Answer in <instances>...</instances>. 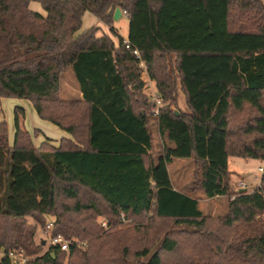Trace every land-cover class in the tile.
<instances>
[{"label":"trees","instance_id":"1","mask_svg":"<svg viewBox=\"0 0 264 264\" xmlns=\"http://www.w3.org/2000/svg\"><path fill=\"white\" fill-rule=\"evenodd\" d=\"M117 8L128 13L130 48L112 26ZM87 11L118 44L96 26L78 33ZM141 60L158 107L144 91ZM68 68L82 98L61 96ZM0 97L30 100L72 136L36 147L16 108L10 144L0 120V250L23 248L27 264H165L179 249L175 230L155 248L103 250L97 260L82 246L107 237L99 216L114 228L152 213L197 240L184 264H264V169L253 191L238 188L229 169L230 156L264 160V0H0ZM186 158L196 165L188 191L228 198L216 222L173 184L168 166ZM47 216L53 234L76 238L69 250L36 245Z\"/></svg>","mask_w":264,"mask_h":264},{"label":"rangeland","instance_id":"2","mask_svg":"<svg viewBox=\"0 0 264 264\" xmlns=\"http://www.w3.org/2000/svg\"><path fill=\"white\" fill-rule=\"evenodd\" d=\"M30 7L36 11L45 14L44 9L38 2H32L30 4ZM115 22L112 25L114 27L113 29L115 30V32L125 36L129 28L128 17L123 15L120 19L115 20ZM92 26L98 27L99 34L105 35L106 32H109L110 36L114 37L118 43V36L114 35L111 30V26L99 20L90 11H87L83 16L82 27L78 31V33H81L85 29L90 28ZM143 75L144 74L142 71V77ZM144 76H146L145 78H149V75L147 74H145ZM149 83V80H147L148 86H144V91L146 94H150L155 91L156 83L154 82L151 85ZM70 84L79 87V82L72 68H68L62 78L61 96L65 99L78 98V96L76 95L77 91L72 90ZM180 104L182 106L184 105L182 99ZM16 108L24 109V115H22L23 113H19L21 127L33 136L34 145L36 147H39L42 143V132L40 130H42L43 132L50 131L46 124H43L44 120H41V118H39V115L32 102L28 99L18 97H0V120L4 119L7 122L10 144H13L15 136ZM45 123L50 122L45 121ZM36 131H38L37 134ZM152 133L155 143L154 153H156L158 144L159 142H161L158 124L156 120L152 124ZM231 159L232 161L230 162V168L234 171L232 173L233 175L231 176L233 183L238 187L239 179L242 178V181H244L249 191L257 189L260 184L262 175V171H260L259 168L261 166L264 167V160L252 158L246 159L240 157H232ZM168 167L174 186L179 190L188 191L187 188L191 185L193 181V172L196 167V165H194V162L189 159L187 161H179V163H177L176 165H169ZM188 192L191 195H194L199 200L200 209L205 215L213 217L214 222H216V219L218 217L226 213L228 208L227 197L208 198L202 192ZM48 220H54V217L47 216V221ZM106 221L107 219L104 216H99L96 221V223L100 227H103V237L107 236L105 239L103 238L101 240H98L99 242L97 243H95V241H92V247L89 248L85 247L86 244L82 243V246L85 248L84 250L89 251V254L91 255L93 260H97L100 257L99 253L97 252H100L102 255L103 253L107 252L105 254L114 257L117 256V254L113 255L114 252L118 253V255L122 254V251L125 248H129L132 253L137 250H141L145 247L155 248L156 246H158L159 240H161V238L168 231L175 230L176 234H174V236L179 240V249L174 254H165V264H184L187 258H189L192 246H195L194 241H197L195 240V238L190 237L187 234L181 233L185 229L184 227L174 226L171 220L153 219L152 213L146 214L143 220L137 221L135 223H119L114 228H108L107 226H103V222ZM27 222L29 224L35 223L32 217H28ZM44 228V225H38L35 235L36 245H40L42 244V241L46 240V243L42 244V253L49 249V241H47L48 238L44 232ZM191 259L194 258L191 257ZM78 261L80 263H83L82 260L78 259L77 262ZM63 263L68 264L67 258L64 260Z\"/></svg>","mask_w":264,"mask_h":264},{"label":"built area","instance_id":"3","mask_svg":"<svg viewBox=\"0 0 264 264\" xmlns=\"http://www.w3.org/2000/svg\"><path fill=\"white\" fill-rule=\"evenodd\" d=\"M122 15H125L128 17V13L126 10H122ZM124 43L127 48H130V42L128 39L124 40ZM135 55H137L138 58L141 59V54L138 49L134 50ZM140 66L143 70V74H147L148 72L145 67V62L141 60ZM145 82V81H144ZM148 84L145 82V87H147ZM151 97V100H154L156 102V106L161 105V101L159 98L158 93H150L148 94ZM155 114H158V109L156 108L154 110ZM261 171H263L262 168H260ZM246 187L244 181L240 180L238 182V188L244 189ZM124 217V214H122ZM103 226H107V222H103ZM44 232L48 238L47 241H49V247H56L61 250H69L70 245L72 242H76V239L68 240L63 234L57 233L53 234V220H48L46 222ZM8 258L11 261V264H27V262L31 259V257L26 253V251L23 248L13 249L9 252H5L4 250H0V260L3 258Z\"/></svg>","mask_w":264,"mask_h":264},{"label":"crops","instance_id":"4","mask_svg":"<svg viewBox=\"0 0 264 264\" xmlns=\"http://www.w3.org/2000/svg\"><path fill=\"white\" fill-rule=\"evenodd\" d=\"M123 16V15H122ZM121 16V17H122ZM120 17V18H121ZM119 18V19H120ZM116 23V22H115ZM106 32V31H105ZM106 34H108V35H110L109 34V32H106ZM103 34H99V32L97 33V36L98 37H100V36H102ZM121 35V34H120ZM123 38H125V39H128V36H129V28H128V30H127V34L124 36V35H121ZM113 39H114V41H115V43L116 44H118L117 43V41H116V39L114 38V37H112ZM145 75V74H144ZM143 75V80L147 83V80H149V84L151 85L152 83H154L155 81L154 80H151V79H149V78H145L146 76H144ZM71 85V89L72 90H74V91H77V93H76V95L78 96V98H82L83 97V94H82V92H81V90H80V86L79 87H76V86H73L72 84H70ZM152 93H158L157 92V88H156V85H155V91L154 92H152ZM22 115H24V114H22ZM40 118V117H39ZM41 120H44V119H42L41 118ZM45 121L47 122L48 120H44V123L43 124H46V126L49 128V131L50 132H43L42 130H40L42 133V142H49L51 145H53L54 147H59L60 146V144H61V141H62V139L63 138H72V136H71V134L70 133H68L67 131H65V130H63V129H61L60 127H58L56 124H54V123H52V122H50V123H45ZM19 123H20V121H19ZM20 128L22 129V130H24L22 127H21V124H20ZM15 132H16V127H15ZM160 140V139H159ZM162 150H163V141L161 140V142H159V144H158V147H157V149H156V153L155 154H160L161 152H162ZM232 157H234V156H230L229 157V169H230V171L233 173L234 171L233 170H231V168H230V162L232 161ZM189 159H191L193 162H194V160H193V158H186V159H175L171 164H169V165H176L177 163H179V161H187V160H189ZM250 159V158H249ZM260 168H262V169H264V167H260ZM259 168V169H260ZM261 171V170H260ZM263 172V171H262ZM233 175V174H232ZM172 178V177H171ZM240 180H242V178H240L239 179V181ZM173 181V180H172ZM244 189H248V187L246 186ZM213 198H226L225 196H217V197H213Z\"/></svg>","mask_w":264,"mask_h":264},{"label":"water","instance_id":"5","mask_svg":"<svg viewBox=\"0 0 264 264\" xmlns=\"http://www.w3.org/2000/svg\"><path fill=\"white\" fill-rule=\"evenodd\" d=\"M122 16V9L121 8H117L114 14V19L118 20L120 17ZM242 191H244L245 189H241ZM46 240L42 241V244H45Z\"/></svg>","mask_w":264,"mask_h":264}]
</instances>
